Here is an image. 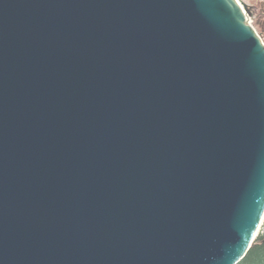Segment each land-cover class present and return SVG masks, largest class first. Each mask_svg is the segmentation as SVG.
Instances as JSON below:
<instances>
[{
	"label": "water",
	"instance_id": "obj_1",
	"mask_svg": "<svg viewBox=\"0 0 264 264\" xmlns=\"http://www.w3.org/2000/svg\"><path fill=\"white\" fill-rule=\"evenodd\" d=\"M241 0H0V264H237L264 213V42Z\"/></svg>",
	"mask_w": 264,
	"mask_h": 264
},
{
	"label": "trees",
	"instance_id": "obj_2",
	"mask_svg": "<svg viewBox=\"0 0 264 264\" xmlns=\"http://www.w3.org/2000/svg\"><path fill=\"white\" fill-rule=\"evenodd\" d=\"M252 25L264 42V0H250ZM237 264H264V236L257 235L244 258Z\"/></svg>",
	"mask_w": 264,
	"mask_h": 264
},
{
	"label": "rangeland",
	"instance_id": "obj_3",
	"mask_svg": "<svg viewBox=\"0 0 264 264\" xmlns=\"http://www.w3.org/2000/svg\"><path fill=\"white\" fill-rule=\"evenodd\" d=\"M241 1L244 2L251 10V4L252 3L250 2V0H241ZM257 235L264 236V213H263V217L261 219V223L258 227Z\"/></svg>",
	"mask_w": 264,
	"mask_h": 264
},
{
	"label": "bare ground",
	"instance_id": "obj_4",
	"mask_svg": "<svg viewBox=\"0 0 264 264\" xmlns=\"http://www.w3.org/2000/svg\"><path fill=\"white\" fill-rule=\"evenodd\" d=\"M244 3V2H243ZM251 24H252V22H251ZM262 39V38H261ZM261 223V222H260ZM260 225V224H259ZM257 231H258V229H257ZM256 236H257V233H256ZM256 238V237H255Z\"/></svg>",
	"mask_w": 264,
	"mask_h": 264
}]
</instances>
